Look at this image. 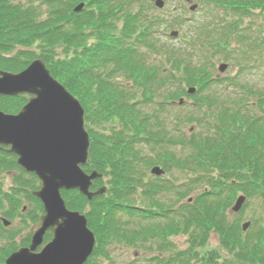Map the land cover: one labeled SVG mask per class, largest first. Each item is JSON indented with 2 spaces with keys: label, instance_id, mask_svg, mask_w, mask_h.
<instances>
[{
  "label": "trees",
  "instance_id": "16d2710c",
  "mask_svg": "<svg viewBox=\"0 0 264 264\" xmlns=\"http://www.w3.org/2000/svg\"><path fill=\"white\" fill-rule=\"evenodd\" d=\"M179 1L208 13L168 44L164 34L186 20L165 15L152 0H0V51L9 56H0V67L20 72L43 60L86 112L84 170L101 173L94 189L108 190L92 201L63 192L96 237L86 264H115L116 248L142 253L144 264H264V226L254 218L243 231L248 207L255 217L264 212V88L246 80L264 72V0ZM79 4L85 6L76 13ZM222 62L237 68L235 75L217 79ZM189 87L197 89L192 96ZM182 97L194 101L195 113L173 111ZM26 102L0 97V109L17 113ZM155 166L168 177L152 176ZM3 172L12 186L0 183V215L12 220L28 203L39 225L40 181L7 151ZM240 195L246 202L234 215ZM11 231L0 221V264L30 244V235L19 242ZM51 239L48 233L45 242Z\"/></svg>",
  "mask_w": 264,
  "mask_h": 264
},
{
  "label": "water",
  "instance_id": "95a60500",
  "mask_svg": "<svg viewBox=\"0 0 264 264\" xmlns=\"http://www.w3.org/2000/svg\"><path fill=\"white\" fill-rule=\"evenodd\" d=\"M156 5L163 8L164 2L157 0ZM83 8L84 4H80L74 12L79 13ZM177 35L172 33L174 37ZM227 67L222 64L219 71L224 73ZM195 92V88L188 90L189 94ZM23 94L31 97L19 114L0 111V147L9 146V152L18 156V164L41 181L36 196L43 204L44 215L30 246L12 253L6 264H86L95 248V235L88 228L87 218L70 211L62 196L63 190H78L93 200L107 192L106 187L92 192L93 182L102 175L96 171L88 175L82 168L89 161L91 146L85 110L40 59L19 74L0 72V96ZM178 104L183 105L184 99ZM151 173L165 174L160 167H154ZM245 201L246 197L240 196L232 213L238 214ZM4 224L10 225L6 220ZM250 225L245 223L243 230L247 231ZM48 231L53 233L52 241L37 252Z\"/></svg>",
  "mask_w": 264,
  "mask_h": 264
},
{
  "label": "rangeland",
  "instance_id": "374dc122",
  "mask_svg": "<svg viewBox=\"0 0 264 264\" xmlns=\"http://www.w3.org/2000/svg\"><path fill=\"white\" fill-rule=\"evenodd\" d=\"M195 5V4H194ZM166 12L165 15L173 18V16L179 15L181 18L186 19V23L183 24V26L179 27L178 23L174 25L173 28L167 31V35L164 34L162 37V40L165 41L168 44H177L179 42V39L181 40L182 35L184 34L185 31H190V25H193L194 20H200L203 16L206 15L208 12H201L199 9V6L197 5L196 11L190 12L189 10V5L187 6L186 9H183L184 4L183 2L179 0H172L168 3H166ZM193 6V4H192ZM203 20V19H202ZM173 31H178L179 32V39H172L169 35ZM186 34V33H185ZM220 63L216 65V69H218ZM237 71V68L231 69L229 68L225 74L226 76H233L235 75V72ZM218 74V71L215 72ZM246 80L248 81L249 85H254L256 87L264 88V72H259V71H253L251 75L246 76ZM193 100H187L186 99V106L183 107V109H179V107L176 105V107L173 109L174 112L179 114L180 116H186L190 112L195 113L193 109ZM191 126L188 125L185 127V131L188 132L189 128ZM168 177V176H166ZM12 178L7 176L6 172H3L0 174V183L3 185V188L5 190H9L12 186ZM23 208H25V211L21 212L19 216H16L12 220L4 218L6 221L11 223V226L8 228L12 230L11 232L13 234L16 233V235H13L14 238L16 237L17 241H21L23 239H27L32 233L38 228V224L33 221V219L29 217V213L31 210L30 204L28 203H23ZM24 215V218L21 217V215ZM43 213H39V218ZM3 218V216H1ZM245 221L244 222H250L251 225L253 224L254 218L258 219V226L263 225L264 226V212L263 211H258L255 217V214L253 213V207H248L244 213ZM256 225V224H255ZM257 227V226H256ZM255 228L254 230H256ZM18 234V235H17ZM46 241V238H45ZM175 242L178 243L179 246L184 247L186 244V239L184 237H179L175 239ZM3 243V239L0 238V244ZM210 245L211 246H216L218 245V237L216 235H213L210 240ZM20 249V248H19ZM150 255V253H147ZM141 256L143 254H138L134 252L132 249H114V261L115 264H126L132 261H135L136 264H144L143 261H141ZM140 258V259H139ZM142 262V263H141ZM147 264V263H146Z\"/></svg>",
  "mask_w": 264,
  "mask_h": 264
},
{
  "label": "flooded vegetation",
  "instance_id": "af4514ba",
  "mask_svg": "<svg viewBox=\"0 0 264 264\" xmlns=\"http://www.w3.org/2000/svg\"><path fill=\"white\" fill-rule=\"evenodd\" d=\"M1 55H3L5 58H7V57H9L8 55H4V54H2L1 53V51H0V56ZM3 71H5L4 69H2L1 67H0V72H3ZM0 97H8V98H19V97H25V98H27V102L29 101V99H30V95H27V94H23V95H21V96H16V97H10V96H0ZM26 102V103H27ZM26 103L23 105V106H25L26 105ZM22 106V107H23ZM22 107L20 108V110L22 109ZM19 110V111H20ZM18 111V112H19ZM17 112V113H18ZM17 113H12L13 115H15V114H17ZM9 146H2V147H0V154L1 153H3V152H8L9 151ZM3 220H4V217L2 218L1 217V215H0V221L2 222V224L5 226V224L3 223ZM35 232V231H34ZM34 232L32 233V235H31V237H30V243H31V241H32V236H33V234H34ZM53 236V235H52ZM3 242H5V240L3 239ZM49 242V241H48Z\"/></svg>",
  "mask_w": 264,
  "mask_h": 264
}]
</instances>
